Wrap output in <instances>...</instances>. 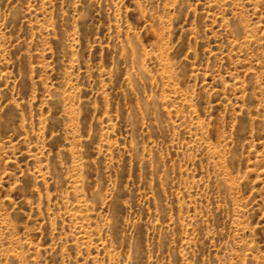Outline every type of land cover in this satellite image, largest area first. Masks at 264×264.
I'll return each mask as SVG.
<instances>
[{
	"label": "rangeland",
	"instance_id": "rangeland-1",
	"mask_svg": "<svg viewBox=\"0 0 264 264\" xmlns=\"http://www.w3.org/2000/svg\"><path fill=\"white\" fill-rule=\"evenodd\" d=\"M0 264H264V0H0Z\"/></svg>",
	"mask_w": 264,
	"mask_h": 264
}]
</instances>
